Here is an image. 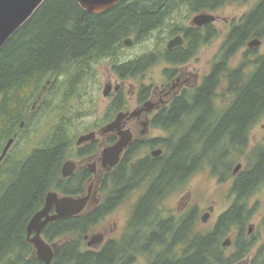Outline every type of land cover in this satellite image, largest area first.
Segmentation results:
<instances>
[{
  "label": "flooded vegetation",
  "instance_id": "flooded-vegetation-1",
  "mask_svg": "<svg viewBox=\"0 0 264 264\" xmlns=\"http://www.w3.org/2000/svg\"><path fill=\"white\" fill-rule=\"evenodd\" d=\"M263 1L255 0L251 4L247 2L244 7L248 11L241 17L218 15L231 5L228 4L215 11L198 14H207L214 18L202 26L195 25L193 20L191 27H179L171 41L181 37L182 45L169 49L170 42L167 43L162 51L153 54V66L163 60L181 69L178 72L170 71L172 75L162 88L142 87L136 94V110L126 112L128 116L119 129L106 133L104 130L108 124L99 132L89 133L94 134L92 141L82 145L77 142L75 151L71 148L64 165L69 157H73L74 160L71 161L76 164V168L72 176L65 178L63 165L54 192L60 198H88L87 206L81 214L65 220H74V228L78 229L80 222L88 219L89 230L83 237L85 251L96 256L108 254L109 258H104L103 264H151L161 248L175 246L176 231L181 223L189 222L194 214L198 222L199 217L203 218L207 214L211 217L216 212L215 201L204 213L199 212L197 205L190 202V193L182 196L177 211H172L168 206L169 198L174 189L182 184L173 186L172 189L163 187L159 191L156 185L158 178L153 172L140 171L134 174V168L144 163L154 165L162 159L166 151L164 142L168 136L207 133L219 135L214 144L218 153L214 160L218 168L216 174H213L212 160L207 155L202 158V164L210 168L218 184L223 187L226 185L225 198L228 202L225 205L229 204L219 219L234 209V213L242 216L244 221L241 225L236 221L231 232L234 235V240H230L235 264H264V212L259 225L254 223L264 208L261 202L250 206V202L259 198L264 190V121L261 122L264 117L254 124L252 121L248 122L243 129L223 127L238 101L235 93L246 82L240 79L239 72L247 77L264 57L260 53L264 45V14L259 18L252 16ZM237 3L240 2L232 5ZM215 41H220V46L209 64L210 73L197 85L198 77L188 75V70L184 67L203 47H208ZM254 41H258L259 46H252ZM114 70L125 80L124 75ZM212 77L216 79V88L215 94L209 98L210 106L207 103L208 109L196 105L197 103L196 106L191 105L195 98L189 93L203 87ZM106 85L112 86L110 96L115 94L116 99L122 96L124 83L113 85L110 82ZM148 103L153 107L150 111L145 110ZM179 103L182 106H177ZM199 108L203 111H197ZM133 113L136 115L131 116ZM153 131H160L167 137L153 138ZM123 132L132 136V143L123 152L118 164L111 166L106 151L120 141L119 134ZM157 150L163 151L160 157L154 156ZM187 165H191L190 160ZM192 178L183 183L184 189ZM69 187L73 193L69 192ZM53 214L55 208L51 212ZM56 223L48 224L42 231L43 239L54 252L52 264L59 258L62 246L69 243L64 239L46 238L47 229ZM26 234L27 246L17 251L18 256L13 255L17 260L14 264H45L39 258L38 250L28 240L27 229ZM73 242L78 250V242ZM59 262L61 263L58 264H76L74 260L72 263L63 260Z\"/></svg>",
  "mask_w": 264,
  "mask_h": 264
},
{
  "label": "trees",
  "instance_id": "trees-1",
  "mask_svg": "<svg viewBox=\"0 0 264 264\" xmlns=\"http://www.w3.org/2000/svg\"><path fill=\"white\" fill-rule=\"evenodd\" d=\"M235 1L241 0H123L103 14H91L76 0H47L0 51V157L8 141L21 136L22 123L26 126L32 122V117L47 103L48 94L60 77L68 79L67 90L72 95L92 65L117 56L128 38L134 37L140 44L166 26L181 9L196 15ZM263 9L264 1L252 16L261 17ZM153 60V55H149L116 70L128 78H136L153 66ZM257 66L247 77L239 72L240 79L246 82L235 93L238 101L223 127L243 129L248 122L254 124L264 117V57ZM215 88L216 79L212 77L203 87L189 93L195 98L191 105L197 103L208 109ZM122 106L119 98L114 109L120 110ZM67 127L68 123H60L46 146L33 148L20 161L8 155L0 166V264L17 262L13 255L27 246L29 222L43 207L47 194L57 188L73 146ZM218 138L219 135L209 133L168 136L162 159L154 165L144 163L134 168V174L153 172L159 191L163 187L172 189L203 170L202 158L206 155L212 160L211 169L216 174L214 160L218 153L214 144ZM69 190L73 193L71 187ZM241 218L232 209L212 231L202 233L197 231L196 215H192L189 222L177 228L175 246L161 248L151 264H235L234 253L226 255L223 241L236 221L244 223ZM74 222L59 221L47 229L48 240L69 241L60 249L55 264L61 263L59 260L103 264L108 254L96 256L85 251L83 237L89 230L88 219L82 220L78 229L74 228ZM73 240L78 242V250Z\"/></svg>",
  "mask_w": 264,
  "mask_h": 264
},
{
  "label": "rangeland",
  "instance_id": "rangeland-1",
  "mask_svg": "<svg viewBox=\"0 0 264 264\" xmlns=\"http://www.w3.org/2000/svg\"><path fill=\"white\" fill-rule=\"evenodd\" d=\"M235 2L228 3L231 5L224 9L223 12L218 13V15L225 17H241L248 11L244 5L247 4V2L251 4L255 2V0H241L240 3L232 5ZM197 16L199 15L188 13L187 9H181L173 16L166 26L151 34L140 44L136 43L134 37L128 38L134 41L133 46L127 47L123 43V48L118 52L117 56L95 62L82 84L80 86H75L72 95H70L67 90L68 79L64 76L60 77L57 85L48 94L47 103L34 117H32V122L26 126L25 122L22 123L23 127L22 125L20 127L22 130L21 136L18 137V135H16L14 137L15 143L8 155H11V157L16 158L18 161L24 160L32 153L33 148L46 146V143L50 141L56 127L63 122L68 123L67 129L73 142V151H75L77 148L76 143L82 136L92 131L99 132L108 124L110 125V122H115L116 117H118L120 113H126L127 111L134 112L137 106L136 94L142 87L151 89H156L158 87L162 88L167 84L168 77L172 75L170 71L175 70L178 72L181 68L171 66L162 60L158 62V65L149 67L145 73L140 74L138 77L128 78L125 76V80H122L114 69L162 51L167 43L171 42V39L176 34L175 31L184 25L191 27L192 21ZM219 46L220 41H215L214 44L203 47L195 58L184 67L188 70V75L191 74L193 77H198L197 85L203 81L206 75H209V64L217 54ZM260 51V53L264 54V45ZM110 82H112L113 85L124 83L125 88L120 97L122 98L123 106L120 110L114 109V104L118 99L115 98V94L109 95L110 97L104 96L105 86ZM49 103H51L50 108H47ZM263 121L262 119L261 122ZM151 137L160 139L166 138L167 136L160 131H153ZM69 158L68 162L74 160L73 157ZM225 187L226 185L223 187L220 183L218 184L210 168L205 167L189 181L186 185V189H184L183 184L174 189L172 192L173 195L169 198L168 206L172 211L176 212L180 198L182 196L184 197L187 193H190V202L193 205H197V210L199 212L202 211V213H204L207 210L206 208L215 201V203H217L216 212L212 213L208 223H203L201 220L202 217L198 219L197 230L207 233L215 228L219 217L229 206V204L225 205V203L228 202L225 198ZM52 191L54 192L55 190ZM258 202H261L264 208V190L259 198L250 202V206L252 207ZM263 212L264 209L258 214V217L254 221L257 226L261 221ZM227 239L234 240V235L230 233L223 242ZM232 245L233 244L225 248L227 250V256L234 253Z\"/></svg>",
  "mask_w": 264,
  "mask_h": 264
},
{
  "label": "water",
  "instance_id": "water-1",
  "mask_svg": "<svg viewBox=\"0 0 264 264\" xmlns=\"http://www.w3.org/2000/svg\"><path fill=\"white\" fill-rule=\"evenodd\" d=\"M47 0H0V51L8 43V41L33 17L38 9ZM82 9L91 14H103L113 7L118 5L123 0H76ZM214 20L211 15L203 14L194 19V24L202 26L208 21ZM183 39L176 37L172 40L168 48L173 49L176 46L182 45ZM125 46L132 47L134 41L128 39L124 42ZM252 46H259L258 41H254ZM112 92V86L106 85L104 89V96L109 97ZM146 111H150L153 107L151 104H146ZM133 113L131 116H135ZM128 116L127 113H120L116 118V121L108 125L104 132H112L119 129L123 120ZM23 127V125H22ZM120 141L112 148L106 151V155L111 162V166H116L120 160L123 152L132 143V136L128 132L120 133ZM94 139V134L82 136L78 145L90 142ZM15 143V139H10L7 143L2 156L0 157V166L10 149ZM162 150L154 152L155 157L162 155ZM76 164L72 161L67 162L63 167V177L68 178L73 175L76 168ZM88 198L76 199L73 197L60 198L57 192H49L45 199L44 207L37 212L27 226L28 240L38 250L39 258L45 262V264H52L54 252L52 247L46 243L42 237L43 229L50 223H55L60 220H65L77 216L83 212L87 206ZM55 208V214L51 215V212ZM210 215H205L202 220L203 223H208ZM35 234L33 237L32 235ZM232 244L230 239H227L223 246L225 248L230 247ZM92 247V243H90Z\"/></svg>",
  "mask_w": 264,
  "mask_h": 264
}]
</instances>
